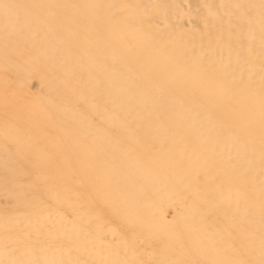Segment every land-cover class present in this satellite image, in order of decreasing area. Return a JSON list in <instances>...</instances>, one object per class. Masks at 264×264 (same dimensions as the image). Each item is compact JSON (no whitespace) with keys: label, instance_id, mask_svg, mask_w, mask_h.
Listing matches in <instances>:
<instances>
[{"label":"bare ground","instance_id":"1","mask_svg":"<svg viewBox=\"0 0 264 264\" xmlns=\"http://www.w3.org/2000/svg\"><path fill=\"white\" fill-rule=\"evenodd\" d=\"M20 1L51 7L0 9V28L20 41L4 44L0 67L37 83L19 133L31 137L15 147L49 179L43 193L65 206L75 196L65 181L79 183L85 158L96 164L88 177L109 170L119 208L120 195L151 215L205 201L238 229L251 264H264V0ZM187 226L204 259L233 264L226 229L202 252L204 233Z\"/></svg>","mask_w":264,"mask_h":264},{"label":"rangeland","instance_id":"2","mask_svg":"<svg viewBox=\"0 0 264 264\" xmlns=\"http://www.w3.org/2000/svg\"><path fill=\"white\" fill-rule=\"evenodd\" d=\"M0 3L3 5L0 9L4 3L18 9L51 8L42 6L40 1L0 0ZM31 33L36 34L37 30L33 28ZM12 34L10 29L0 28V61L2 51L8 48L5 43L20 42ZM22 81L19 75L0 67V170L19 173L16 176L0 174V264H213L191 244L192 232L187 224L204 233L201 238L206 242L202 252L210 248L208 240L214 230L226 229V242L234 251L226 255L235 259L233 264H251L247 247L236 237L238 229L225 215L205 211V201L192 202L191 207L183 210L177 205L173 209L163 207L151 215L139 210L133 212L129 202L120 195L125 207L119 208L117 187L107 180L109 170L106 169L104 176L92 179L86 174L90 163L85 158L75 166L80 172L79 183L69 186L65 181L75 196L68 197L65 206L53 203L43 193L50 185L47 176L34 174L30 170L34 167L33 161L27 156L18 157L15 147L20 145L19 139L31 137V133H19L26 128L22 118L30 115L26 107L38 93L34 79L24 85ZM19 105L25 110L20 111ZM97 124L101 125L100 121ZM108 134L119 140L124 136L120 129L110 130ZM102 161L112 165L115 162L108 151L104 152ZM82 167L86 168L83 173L78 171ZM71 175L74 182L76 176ZM103 184L107 185L103 187L104 192L95 191ZM198 190H203L201 185ZM208 198L202 194L201 199ZM180 201L189 206L186 198ZM68 246L70 249H65ZM40 252L46 257L40 258Z\"/></svg>","mask_w":264,"mask_h":264}]
</instances>
